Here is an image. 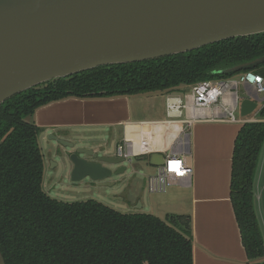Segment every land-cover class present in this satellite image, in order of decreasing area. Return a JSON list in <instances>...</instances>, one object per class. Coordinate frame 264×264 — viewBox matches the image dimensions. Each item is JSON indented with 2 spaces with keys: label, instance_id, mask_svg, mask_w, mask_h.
<instances>
[{
  "label": "trees",
  "instance_id": "16d2710c",
  "mask_svg": "<svg viewBox=\"0 0 264 264\" xmlns=\"http://www.w3.org/2000/svg\"><path fill=\"white\" fill-rule=\"evenodd\" d=\"M264 56V32L220 40L155 59L110 64L28 88L0 105L1 264H193L189 216L121 212L100 201H63L42 188V129L35 110L66 97H110L179 91L203 80L254 71L219 70ZM258 121L241 124L234 140L230 200L249 264H264L253 205V181L264 144V103Z\"/></svg>",
  "mask_w": 264,
  "mask_h": 264
},
{
  "label": "water",
  "instance_id": "95a60500",
  "mask_svg": "<svg viewBox=\"0 0 264 264\" xmlns=\"http://www.w3.org/2000/svg\"><path fill=\"white\" fill-rule=\"evenodd\" d=\"M260 32L264 0H0V105L40 83L94 67ZM263 62L264 56L218 72H240ZM257 106L256 97L240 96L241 117ZM49 139L73 149L68 153L72 180L103 181L125 170L121 158L74 147L54 134ZM163 162L160 153L148 158L153 166Z\"/></svg>",
  "mask_w": 264,
  "mask_h": 264
},
{
  "label": "crops",
  "instance_id": "0c3cea01",
  "mask_svg": "<svg viewBox=\"0 0 264 264\" xmlns=\"http://www.w3.org/2000/svg\"><path fill=\"white\" fill-rule=\"evenodd\" d=\"M242 92L240 96L256 97L258 106L264 102V94L246 93L243 86ZM138 95L70 96L38 107L33 121L42 129V137L51 133L72 141L74 147L94 149L89 137L81 134L114 127L121 131L117 145L126 139L133 142L137 152L150 151L138 158H149L152 152L163 155L181 124L163 123L167 118L165 94H160L159 101L155 99L159 96H152L154 93ZM135 114L145 117L133 119ZM240 126V123L228 121L192 124L189 134L190 185H171L157 194L147 207L148 212L162 218L167 215L190 217L193 264H249L230 200L232 151ZM253 191L254 210L264 242V144L256 164ZM131 196L127 194L121 201L133 199Z\"/></svg>",
  "mask_w": 264,
  "mask_h": 264
},
{
  "label": "built area",
  "instance_id": "2783aa9c",
  "mask_svg": "<svg viewBox=\"0 0 264 264\" xmlns=\"http://www.w3.org/2000/svg\"><path fill=\"white\" fill-rule=\"evenodd\" d=\"M239 86H243L246 93L253 91L257 95L264 94V76L246 71L227 79L199 81L164 95L167 118L163 123H180L181 127L171 136V144L163 154V164L155 166V173L147 179L149 192L162 193L177 183L190 185L192 167L189 160V134L195 122L228 121L243 124L256 121L251 115L241 117L239 114ZM236 111L238 116L235 115ZM149 153L137 152L133 142L125 139L116 146L115 156L123 159V162H130L132 157Z\"/></svg>",
  "mask_w": 264,
  "mask_h": 264
},
{
  "label": "rangeland",
  "instance_id": "374dc122",
  "mask_svg": "<svg viewBox=\"0 0 264 264\" xmlns=\"http://www.w3.org/2000/svg\"><path fill=\"white\" fill-rule=\"evenodd\" d=\"M160 94L154 93L152 96H159L155 98L159 101ZM242 94V86H239V95ZM263 103L257 107L255 113L251 114L256 121L259 120L258 110ZM137 112H140L139 109ZM235 115H239L237 111ZM140 117L145 116L144 114H135L133 119ZM49 135L51 133H48L46 137H42L41 133L38 136L44 161L42 188L49 196L69 202L94 199L121 212H148L147 207L152 199L157 194H161L151 193L147 189V179L156 171V167L148 163L147 157H132L130 162H122L121 165L125 167V170L112 173L103 181L93 180L88 176H81L78 180H72L71 163L67 152L70 151V148L49 139ZM120 135V129L117 130L114 127L96 129L81 134V136L89 137L88 141L94 145L96 151L100 153L106 151L110 156L116 154V145L119 142ZM111 167L113 170L118 168L116 165ZM102 182H107L110 186L102 185ZM127 194L132 195L131 198L133 199L121 201ZM139 203H141V206H139ZM1 263L2 257L0 255Z\"/></svg>",
  "mask_w": 264,
  "mask_h": 264
}]
</instances>
